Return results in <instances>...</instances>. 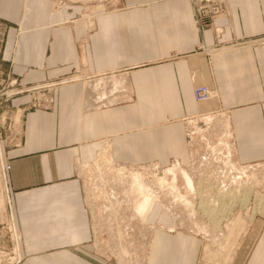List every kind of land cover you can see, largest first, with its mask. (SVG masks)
Returning <instances> with one entry per match:
<instances>
[{"label":"crops","instance_id":"obj_1","mask_svg":"<svg viewBox=\"0 0 264 264\" xmlns=\"http://www.w3.org/2000/svg\"><path fill=\"white\" fill-rule=\"evenodd\" d=\"M226 3L225 14L200 25L191 0H112L100 10L0 0L17 82L73 78L38 91L4 149L22 264H98L78 169L102 155L123 165H186L190 119L221 110L235 160H264V42L212 48L264 36V0ZM201 84L214 96L199 102L192 90ZM0 159L4 167L1 150ZM152 200L139 215L151 231L145 264H264V219L232 220L223 246L211 249L203 236L175 229L172 210Z\"/></svg>","mask_w":264,"mask_h":264},{"label":"rangeland","instance_id":"obj_2","mask_svg":"<svg viewBox=\"0 0 264 264\" xmlns=\"http://www.w3.org/2000/svg\"><path fill=\"white\" fill-rule=\"evenodd\" d=\"M53 1L56 7L65 2H70L81 3L90 9L100 10L109 6L112 0ZM203 2L206 3L207 1ZM207 3L211 4L210 1ZM191 5L195 16L196 6L194 0H191ZM220 6L222 7L221 13H212L198 18L195 16V19L200 25H211L215 16L227 12L226 2H222ZM7 28L8 23L0 18V150L4 163L3 167L0 159V264H22L26 258L23 257L24 243L19 241L18 230L16 229V233L11 229L12 212L4 189L3 169L6 170L4 149L18 137L24 109L41 100L38 91L50 89L54 85L71 81L73 78L66 77L33 85L18 83L10 73L9 61H7L4 49ZM248 42L251 44L262 43L264 42V36L250 39V41H230L223 45L212 46V48L233 47ZM212 113L214 116L208 120L200 115L190 119L191 158L186 165L175 164L170 168L163 169L153 165H123L115 163L111 159L107 160V155H102L94 163L79 167L78 173L84 201L88 205L94 226V239L88 244L93 249L96 263L145 264L150 248L149 236L151 231L145 225L144 219L135 211L137 203L142 200L143 193L150 192L149 197L151 200L158 198L159 201L157 202L161 204L163 212L168 211L167 209L172 210L178 224L175 229L184 227L191 232L194 231L203 238L208 239L209 248L211 249L223 246V235L228 230L232 220L237 219L241 223L247 224L257 218L264 219V204H261L260 200L257 199V195L264 192V160L254 162L235 160L232 153L233 138L231 129L219 133L211 128L208 129L211 127L212 122L221 120L222 123H226L224 112L218 110ZM218 114H223V118L221 119V115ZM217 148L219 150H214ZM223 150L229 152H227L229 156L225 152L223 154L227 155V160L233 163L232 173L236 172L237 176L243 175L244 180L249 178L239 184L242 187L243 184L250 185L251 192L243 204L236 203L220 221L217 215L213 221L219 222L214 224L209 216L200 211L199 200L211 199L213 195L207 193L210 188H214L216 185H212L213 182L211 181L205 184V176L198 178L196 171L198 170L197 166H200L198 165L200 164L198 162L199 156L201 157V155L207 153H218V151ZM115 170H121L123 173L119 175L114 172ZM132 173L140 175L141 182H143V193L133 186ZM237 188H240V186L230 187L232 190ZM196 190H199V192H196ZM177 193L182 194L185 200L178 201ZM186 200L191 203L190 207L185 204ZM16 234L18 235L17 240L21 257H19ZM30 244L31 249L37 248V243Z\"/></svg>","mask_w":264,"mask_h":264},{"label":"built area","instance_id":"obj_3","mask_svg":"<svg viewBox=\"0 0 264 264\" xmlns=\"http://www.w3.org/2000/svg\"><path fill=\"white\" fill-rule=\"evenodd\" d=\"M203 1H207V2L210 1L211 4L207 2L205 3ZM222 2H226V0H194V4L196 6L195 16L198 18V17L211 15L212 13L213 14L219 13L222 9V7L220 6ZM213 96H214V91L205 84L196 85L193 88V97L196 101H199V102L206 101ZM212 112H215V111L205 112V113L200 114V116L208 120L209 118H212L214 116ZM218 115H221V119L223 118L222 117L223 114H218ZM219 121L221 120L212 122V124L210 125L211 127L209 128L207 127V128L216 130L217 133L221 131L226 132V130L228 131L230 130L229 126L226 123L224 124L222 123V121L221 122ZM214 150H219V148L214 149ZM223 152H225L227 155L229 153L227 150H223L221 152L218 151V153H210V154L207 153V154L201 155V157L200 156L198 157L199 159L198 162L200 163L198 164L200 166H197L198 170L196 171V174H198V178H200L201 176H205V184L208 181L214 182L215 180H218V181L221 180L220 186L222 188L235 187V186L240 185L239 184L240 182L245 181L246 179H249L245 177L246 179L244 180L243 175L237 176L236 172L232 173V170L234 169L232 165L233 163H231L230 160H227L229 155L227 156L223 154Z\"/></svg>","mask_w":264,"mask_h":264},{"label":"bare ground","instance_id":"obj_4","mask_svg":"<svg viewBox=\"0 0 264 264\" xmlns=\"http://www.w3.org/2000/svg\"><path fill=\"white\" fill-rule=\"evenodd\" d=\"M109 160V159H107ZM112 171V170H111ZM115 173L122 174L123 172L121 170H115ZM220 181L216 180L213 182L212 185L214 188H210V191L207 193L208 195L211 194L213 197L209 200H199V207L201 208L200 211L204 213L206 216H209L210 219L214 224L218 223L222 217H224L225 214L229 213L230 210L233 208L236 203H244L248 199V195L251 192V186H247L246 184L242 185L240 184V188H237L236 190L228 188H222L220 186ZM143 185V182H141ZM212 189V190H211ZM199 192V190H196V192ZM106 192V191H105ZM142 192V191H140ZM147 192V191H146ZM143 193V192H142ZM147 196H150V192H147ZM143 193V197L146 195ZM178 201H184L185 198L182 194L177 193ZM151 199V198H150ZM257 199L260 200L261 204H264V192L257 195ZM208 202V203H207ZM116 203V202H114ZM117 204V203H116ZM150 204V203H149ZM187 206H191V203L186 200L185 203ZM264 206V205H263ZM140 216L142 214H139ZM218 215V222L213 221V219ZM11 229L14 231L13 224H11Z\"/></svg>","mask_w":264,"mask_h":264},{"label":"clouds","instance_id":"obj_5","mask_svg":"<svg viewBox=\"0 0 264 264\" xmlns=\"http://www.w3.org/2000/svg\"><path fill=\"white\" fill-rule=\"evenodd\" d=\"M131 180L133 183V186L138 190L142 191L143 190V185L141 183V177L138 173H132L131 174ZM150 203V197L145 195L143 199L136 205L135 211L138 214H143L146 208L148 207Z\"/></svg>","mask_w":264,"mask_h":264}]
</instances>
